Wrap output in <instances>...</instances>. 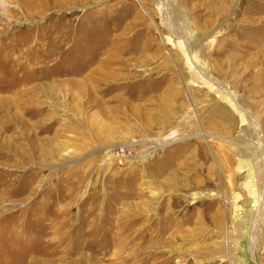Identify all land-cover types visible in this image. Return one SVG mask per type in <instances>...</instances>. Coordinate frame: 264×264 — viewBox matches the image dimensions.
<instances>
[{
	"label": "rangeland",
	"instance_id": "obj_1",
	"mask_svg": "<svg viewBox=\"0 0 264 264\" xmlns=\"http://www.w3.org/2000/svg\"><path fill=\"white\" fill-rule=\"evenodd\" d=\"M0 264H264V0H0Z\"/></svg>",
	"mask_w": 264,
	"mask_h": 264
}]
</instances>
